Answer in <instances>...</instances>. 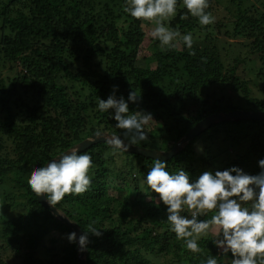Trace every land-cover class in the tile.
<instances>
[{
    "label": "trees",
    "instance_id": "1",
    "mask_svg": "<svg viewBox=\"0 0 264 264\" xmlns=\"http://www.w3.org/2000/svg\"><path fill=\"white\" fill-rule=\"evenodd\" d=\"M218 4L219 0H209L206 11L216 20L202 26L196 18H182L185 9L178 0L176 16L165 23L181 34L192 33L193 42L197 33L204 34V44H193L190 50L178 44L162 51L158 41L146 35L142 22L123 12L125 0H0V74L6 68L15 70V64L20 66L11 79L0 75V184L18 174L11 179L18 198L10 196V202L0 209L21 212L0 225V264H77V245L67 240L72 231L37 201L28 180L33 169L98 129L122 131L114 128L115 121L107 113L97 110L98 98L106 100L113 85L118 86L117 98L127 100L131 90L140 95L138 102L129 103V111L152 114L155 123L148 139L138 146L154 150H170L208 115L264 111V0H227L225 8ZM217 33L228 39L250 40L249 55L259 52L261 97L252 96L247 84L234 76L242 60L236 58L232 68H225L217 49ZM216 84L240 92L246 107L198 100L199 92ZM219 135L228 141V148L211 151L205 141ZM109 152L108 145L98 143L81 153H88L93 161L91 185L82 193L86 202L78 201L77 194H68L52 203L81 231H87L93 222L103 230L100 237L89 235L86 264H151L148 254L156 258V264H172L158 261L170 254L177 264H203L210 254L218 264H226L212 236L198 241L201 251L193 253L174 234L169 238L168 228L159 233L148 226L135 235L127 227L123 229L127 214L114 205L116 199L124 206H141L144 213L139 226L148 220L153 223L166 210L148 198L143 183L156 161L122 153L127 158L120 169L135 178L131 184L134 193L121 195L108 179L112 173L109 162H115ZM261 159L264 121L238 120L211 126L165 163L170 173L186 171L192 182L205 171L214 173L233 166L257 175ZM110 187L114 192L105 195ZM105 223L115 225L106 231Z\"/></svg>",
    "mask_w": 264,
    "mask_h": 264
},
{
    "label": "clouds",
    "instance_id": "2",
    "mask_svg": "<svg viewBox=\"0 0 264 264\" xmlns=\"http://www.w3.org/2000/svg\"><path fill=\"white\" fill-rule=\"evenodd\" d=\"M179 3L185 9L183 19L191 16L202 26L215 23L216 17L206 11L209 0H179ZM177 5L178 0H125L123 12L142 23L154 24L148 35L158 41L162 51L176 48L178 44L190 50L192 33L181 34L165 23L176 16ZM117 91L118 86L113 85L106 100L98 98L97 110L107 113L115 121L114 128L122 131L117 134L98 129L95 133V138L102 139L110 148L108 155L113 156L146 141L147 129L155 123L149 112L129 111V103L138 102L140 95L131 90L125 100L123 96L117 98ZM92 167L91 156L81 154L80 149L74 147L33 169L28 187L37 197L43 194L49 205L58 203L68 194H82L89 189ZM258 167L257 175H249L233 166L214 173L205 171L190 182L186 171L179 169L170 173L166 163L156 159L144 175L143 183L148 198L157 206H165L169 231L177 240H183L187 250L199 253L198 241L211 232L213 245L226 259L230 254V264H264V159L258 161ZM209 212L212 213L210 219H201ZM94 224H89L87 231L79 236L76 232L68 233L69 243H77L80 250H85L89 235L100 237L103 234ZM203 264H218V260L210 254Z\"/></svg>",
    "mask_w": 264,
    "mask_h": 264
},
{
    "label": "rangeland",
    "instance_id": "3",
    "mask_svg": "<svg viewBox=\"0 0 264 264\" xmlns=\"http://www.w3.org/2000/svg\"><path fill=\"white\" fill-rule=\"evenodd\" d=\"M226 4H227V0H219L218 5L220 8H225L227 6ZM153 26L154 24L150 22L142 23V28L146 32L147 36H149L148 32ZM217 37H218L217 38L218 53L221 57V60L223 61L225 68L226 69L232 68L234 65L233 61L236 58L242 60L237 64V67L234 72V76H237L241 81H244L247 84L252 96L261 97V94H262L261 87L262 86H261L260 73L262 71V65H261L260 60H258L257 58V55L259 54V52L255 53L254 55H249L250 49L247 46V44L250 43L249 42L250 40L248 41L242 38L228 39L225 36H223V34L221 33L219 34L217 33ZM203 40H204V34L197 33L194 36L193 44H196L197 46L202 47L204 44L202 42ZM144 54L145 53H143L142 55ZM14 66H17L15 67V70L18 71L20 66L18 64H15ZM15 70L6 68L4 70V73L0 75L3 79H6V78L11 79L15 73ZM5 83H8V81L5 80ZM8 87H12V86H8ZM197 98L199 101L206 100L208 105L212 104L214 101H220L221 106L228 105V106L241 107V108L246 107V104L242 98V94L240 92L238 93L232 92L231 88L226 86L225 84L212 85L208 89L202 90L201 92H199V94L197 95ZM189 111H192V110L189 109ZM151 126L147 129V135L149 133ZM228 145H229L228 141H223L221 135L212 136L211 139H207L205 141V146H208L211 151L217 150V148H228ZM125 158L127 157L121 154L119 156H114L115 162L113 164L109 162V169L112 172L108 178L109 182L111 183L112 181L115 188L119 187L118 189L121 190L120 191L121 195H124V192L134 193L131 189V184L133 183V180L135 177H133V174L127 175L126 171L120 169V166L123 165V161L125 160ZM17 176L18 174H12L11 179L16 178ZM11 179L10 180L7 179L3 184L2 183L0 184V205L4 203H9L10 196L14 197L15 200L18 198L17 197L18 190L13 184V182L11 181ZM121 179H124V180H121ZM112 192H114V190L112 189V187H110V189L108 188L105 191V195H108V194L111 195ZM76 199L78 201L82 199V202H86L82 194H77ZM114 205H118L120 212L123 211L127 214V218L124 221L122 227L123 229L127 227L130 230L131 235H135L136 233H139L142 229L148 226H153L155 229H157L159 233H163L165 231V228H168L166 231H169V226L167 227L165 213L163 212H161L155 218L152 219V220H156V219L159 220L158 222H156L157 220L154 221L156 222L155 224L154 222L151 223V220H148L147 223L145 224L143 223L139 226V224L137 223L139 219L143 217V213H144V211L141 210V206H136V205H134L133 207L124 206V204L121 203L119 199L115 200ZM19 211H20L19 209L7 210V211L0 209V225L2 224V222H4L3 221L4 219H10L13 216H17L19 213H21ZM116 223H118V220ZM158 223L163 226L158 225ZM114 225L115 224H111L110 227H108L107 224L105 223L104 230L107 231ZM158 226H160V228H158ZM170 233L172 232L170 231L168 232L169 238L171 237ZM208 236L214 237L211 232L209 233ZM174 252H177V251H173L171 253H174ZM146 258L150 261L151 264H156L157 262L156 258L154 256H149V254L146 255ZM158 261L160 263H163V262L165 263L171 262L172 264L178 263L177 258L173 257L172 254L168 255L167 259L159 258ZM225 263L230 264V261L226 259Z\"/></svg>",
    "mask_w": 264,
    "mask_h": 264
},
{
    "label": "water",
    "instance_id": "4",
    "mask_svg": "<svg viewBox=\"0 0 264 264\" xmlns=\"http://www.w3.org/2000/svg\"><path fill=\"white\" fill-rule=\"evenodd\" d=\"M238 120H259L264 121V111H245V110H235V111H229V112H223V113H215L206 116L205 118L198 121L190 130H188L176 143L175 145L167 151L162 150H154L149 149L145 147H141L138 145L131 146L128 149L129 154L137 155L144 157L146 159H151L153 161H156V159H159L163 162H166L170 159H172L174 156H176L180 151L184 149V147L195 137L199 136L201 133H203L205 130L210 128L211 126H214L220 122H227V121H238ZM96 133V132H95ZM95 133L91 134L88 138L80 141L79 143L73 145L68 150L64 151L63 153H66L70 149L74 147H78L80 149V152L86 151L89 147L102 143L105 144L102 139L95 138ZM107 133V132H105ZM62 154V153H61ZM59 154V155H61ZM56 156L53 159H56L59 157ZM47 163V162H46ZM45 163V164H46ZM32 192V191H31ZM33 194V193H32ZM37 201L46 209L48 210L51 215L59 220L62 224H64L67 228H69L72 232H76L77 235L82 232L78 225L74 222H72L69 217L60 212L53 204L50 202V205L48 204L45 196L41 194L40 196H35ZM56 211H55V209ZM77 245L78 253H77V264H86L85 260V250H80V248Z\"/></svg>",
    "mask_w": 264,
    "mask_h": 264
}]
</instances>
